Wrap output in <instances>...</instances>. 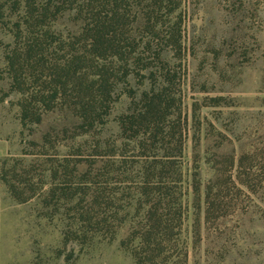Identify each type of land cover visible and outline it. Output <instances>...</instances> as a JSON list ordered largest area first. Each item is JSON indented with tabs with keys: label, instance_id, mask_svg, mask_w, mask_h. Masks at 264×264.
<instances>
[{
	"label": "trees",
	"instance_id": "16d2710c",
	"mask_svg": "<svg viewBox=\"0 0 264 264\" xmlns=\"http://www.w3.org/2000/svg\"><path fill=\"white\" fill-rule=\"evenodd\" d=\"M183 2L0 0V23H10L13 36L6 68L11 88L20 93L24 124L39 123L48 111L61 108L76 119L75 134H82L107 123L121 82L133 97L118 117L120 141L101 149L97 139L88 155L63 154L62 168L49 167L44 200L59 197L77 208L79 237L93 231L114 238L129 222L121 243L134 264H171L182 251L187 118L177 70L166 55L171 47L182 50ZM64 16L72 23L68 32L60 26ZM133 72L152 84L139 96L127 86ZM71 160H85L89 167L70 166ZM235 163L231 156L227 167L216 166L203 187L197 176L190 183L197 204L203 188L207 220L220 215L223 187L236 183ZM22 166H4L1 176L10 193L25 201L36 194V172L33 164Z\"/></svg>",
	"mask_w": 264,
	"mask_h": 264
},
{
	"label": "rangeland",
	"instance_id": "374dc122",
	"mask_svg": "<svg viewBox=\"0 0 264 264\" xmlns=\"http://www.w3.org/2000/svg\"><path fill=\"white\" fill-rule=\"evenodd\" d=\"M181 10L182 50L171 47L166 57L177 70L187 118L182 158L187 215L182 251L171 264H264V0H184ZM9 24L0 23V264H134L121 243L129 222L114 238L93 231L79 237L77 208L59 197L44 200L49 167L60 166L63 154L88 155L97 139L101 149L120 141L118 117L133 97L121 82L107 123L82 134H75L76 119L61 108L39 123L24 124L20 93L11 88L6 68ZM60 26L71 30L68 16ZM151 85L134 72L127 81L135 96ZM231 156L236 185L223 187L220 215L207 220L203 188L197 204L190 183L197 176L203 187ZM84 162L69 163L86 169ZM14 163L19 169L33 164L36 172V194L25 201L10 193L1 176Z\"/></svg>",
	"mask_w": 264,
	"mask_h": 264
}]
</instances>
